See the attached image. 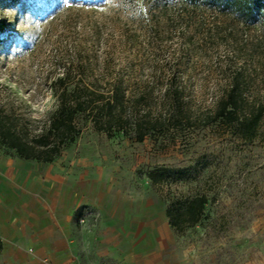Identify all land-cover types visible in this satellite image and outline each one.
Here are the masks:
<instances>
[{"label": "rangeland", "instance_id": "374dc122", "mask_svg": "<svg viewBox=\"0 0 264 264\" xmlns=\"http://www.w3.org/2000/svg\"><path fill=\"white\" fill-rule=\"evenodd\" d=\"M233 19L184 0H0V113L24 133L48 124L68 70L124 80L133 111L166 123L139 141L81 117V134L52 162L0 141V157L43 172L42 199L68 219L83 263L264 264V118L253 140L206 123L234 80L245 109L264 103V30ZM169 88L182 95L175 122ZM202 194L204 217L178 231L169 202Z\"/></svg>", "mask_w": 264, "mask_h": 264}, {"label": "trees", "instance_id": "16d2710c", "mask_svg": "<svg viewBox=\"0 0 264 264\" xmlns=\"http://www.w3.org/2000/svg\"><path fill=\"white\" fill-rule=\"evenodd\" d=\"M193 8H208L233 17L246 26H258L264 30V0H184ZM7 30L0 21L1 34ZM169 119L180 120L182 95L179 88L167 90ZM58 106L50 116L48 124L34 135L24 133L9 114L0 113V141L13 149L25 160L41 162L54 161L82 132L79 119L85 117L99 131L110 135L122 133L144 141L166 124L162 118L151 119L147 115L136 114L132 96L124 80L102 84L99 79H71L68 70L56 81ZM246 98L240 83L234 80L231 88L219 101L213 116L206 123L221 121L233 126L239 135L253 140L264 118V103L255 104L253 109H245ZM178 111V112H177ZM154 183H159L163 174L159 170L150 173ZM208 197L204 194L186 197L184 200L169 202L167 216L170 224L178 231L196 225L204 217ZM3 241L0 237V254Z\"/></svg>", "mask_w": 264, "mask_h": 264}, {"label": "crops", "instance_id": "0c3cea01", "mask_svg": "<svg viewBox=\"0 0 264 264\" xmlns=\"http://www.w3.org/2000/svg\"><path fill=\"white\" fill-rule=\"evenodd\" d=\"M42 174L24 160L0 157V264H85L64 228L68 219L58 215L56 202L42 199ZM130 258L129 264L137 263ZM149 264L167 262L156 258Z\"/></svg>", "mask_w": 264, "mask_h": 264}]
</instances>
